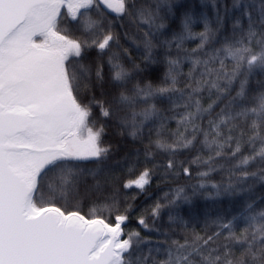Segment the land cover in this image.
<instances>
[{
  "label": "snow or ice",
  "instance_id": "snow-or-ice-1",
  "mask_svg": "<svg viewBox=\"0 0 264 264\" xmlns=\"http://www.w3.org/2000/svg\"><path fill=\"white\" fill-rule=\"evenodd\" d=\"M210 2L211 16L205 0H0V264H264L255 201L202 222L179 210L264 182V79L250 86L264 75V0ZM109 122L146 162L162 152L165 176L205 168L190 193L157 198L151 215L168 225L155 242L124 231L117 169L135 171L141 148L114 158ZM217 170L226 180H209ZM152 171L122 187L146 190Z\"/></svg>",
  "mask_w": 264,
  "mask_h": 264
},
{
  "label": "trees",
  "instance_id": "trees-1",
  "mask_svg": "<svg viewBox=\"0 0 264 264\" xmlns=\"http://www.w3.org/2000/svg\"><path fill=\"white\" fill-rule=\"evenodd\" d=\"M179 3L184 4H194L197 7V10H201V0H178ZM231 0H229V3ZM203 10L207 11L209 16L213 15V10L211 6L210 0H205V5ZM64 11V10H63ZM66 13V11H64ZM197 31L201 30L200 28L196 29ZM121 43L124 47H127L131 52L132 58L136 62L141 61V55L136 50L135 44L132 41L125 39H121ZM195 43H189L188 47H194ZM105 59H107L105 57ZM131 66L130 64L128 65ZM153 67H157L153 65ZM187 71V67L184 69ZM162 73L163 69L160 68ZM105 72H107V66H105ZM260 79H264V75L257 73L253 75L250 80V86L255 88L257 86V81ZM238 87V84H237ZM98 112V110H97ZM97 117L94 115V120ZM99 127V123L96 124ZM170 128H175L176 123L172 121L169 125ZM104 143L112 144L113 149L116 150L118 148V153L114 158L123 157L125 152L129 149L140 147V163L136 166V170L130 172L128 167H123L117 169L118 174L120 175V190L117 194V198L121 201V211L124 208H131L128 213V220L124 225L125 233L130 231H138L141 234V237H149L153 242L158 237L156 233V229L160 228L163 230L168 225V213L165 211L163 217L161 219H153L151 215V207L156 202L157 198L162 197L164 193L169 192L170 190L175 189L178 186H184L186 191L191 192V186L193 184H198L199 177L197 173L200 171H204L205 168L202 166L192 165V174L190 177H186L183 175L182 170L180 171V175H167L164 174V166L167 164L166 156L162 152H157L155 158H149L150 162H146L144 159L143 146L133 144L131 139L128 137H120L118 136L116 130L111 127L110 122L109 126L105 128L104 135ZM196 153L193 152L192 155ZM207 156V152L203 154ZM178 160H189L191 156L187 152H182L178 157ZM154 165H159V167H153ZM144 167H148L153 169L152 174L149 177V183L146 185V190H141L133 185L131 188H123V183L135 180L138 178L140 171ZM226 173H223L219 170L213 172L209 176V180L211 182H221L222 180H226ZM213 191L211 187V183L206 186L204 193ZM94 197L86 196L81 198V207L84 213H88L90 209L93 207ZM246 201H255L257 206L264 207V182H256L251 192H242L237 193L232 196L222 195L219 197H209L206 194H197L192 198L191 203H181L180 204V214L185 217V219H189L190 214H195L199 217L202 222L205 219V215L210 217H215L217 215H225L232 216L238 211L241 210ZM61 204H63V200H59ZM134 209V210H132ZM104 215H107V212H104ZM143 215L148 223L149 227L144 228L143 225L139 224V217Z\"/></svg>",
  "mask_w": 264,
  "mask_h": 264
},
{
  "label": "water",
  "instance_id": "water-1",
  "mask_svg": "<svg viewBox=\"0 0 264 264\" xmlns=\"http://www.w3.org/2000/svg\"><path fill=\"white\" fill-rule=\"evenodd\" d=\"M63 10L67 12V9H66V8H65V9H63Z\"/></svg>",
  "mask_w": 264,
  "mask_h": 264
}]
</instances>
